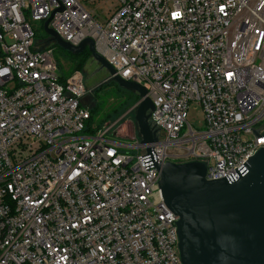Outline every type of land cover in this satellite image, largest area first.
<instances>
[{"label": "built area", "instance_id": "obj_1", "mask_svg": "<svg viewBox=\"0 0 264 264\" xmlns=\"http://www.w3.org/2000/svg\"><path fill=\"white\" fill-rule=\"evenodd\" d=\"M115 1L101 25L78 0H0V264H181L154 164L207 162V180L236 181L264 147L251 130L264 126V0ZM52 13L64 42L91 39L145 89L155 143L86 132L82 74L62 78L30 24Z\"/></svg>", "mask_w": 264, "mask_h": 264}, {"label": "water", "instance_id": "obj_2", "mask_svg": "<svg viewBox=\"0 0 264 264\" xmlns=\"http://www.w3.org/2000/svg\"><path fill=\"white\" fill-rule=\"evenodd\" d=\"M52 16L43 24L47 43L71 55L88 51L107 73V80L136 94L134 122L140 143H155L157 130L149 122L153 104L145 89L115 75L91 39L78 46L64 42L48 27ZM251 130L255 137L264 136V126ZM247 158L238 170L234 167L236 181L231 174L207 180V162L154 164L163 202L177 217L175 235L181 264H264V147Z\"/></svg>", "mask_w": 264, "mask_h": 264}, {"label": "rangeland", "instance_id": "obj_3", "mask_svg": "<svg viewBox=\"0 0 264 264\" xmlns=\"http://www.w3.org/2000/svg\"><path fill=\"white\" fill-rule=\"evenodd\" d=\"M80 4L88 10L98 24L104 25L109 13L114 8L115 0H78ZM31 27L35 34V40L43 42L48 36L43 31L44 21H31ZM54 59L58 65L59 73L68 78L74 73V67L70 61V53L59 47L54 48ZM103 70V69H102ZM91 57H89L80 72L83 76V83L89 91L82 100L83 106L87 107L91 114L88 122L90 132L97 131L99 128L108 125L110 128L107 139L122 144H134L136 141L129 138L134 134V107L138 102L136 94L127 92L118 87L111 80H107V73L102 71ZM126 101L127 106L120 111ZM92 106L94 110L91 111ZM119 111V112H118ZM118 112V113H117ZM117 113V115H115ZM115 115V116H114ZM114 116V118H112ZM201 109L192 103L188 110L187 120L194 127L202 126ZM88 132V133H90ZM140 143V138L136 135ZM123 152L136 155L140 153L139 149L123 148Z\"/></svg>", "mask_w": 264, "mask_h": 264}, {"label": "trees", "instance_id": "obj_4", "mask_svg": "<svg viewBox=\"0 0 264 264\" xmlns=\"http://www.w3.org/2000/svg\"><path fill=\"white\" fill-rule=\"evenodd\" d=\"M43 45H46V44H48L47 43V40H45V41H43V42H41ZM52 47L53 48H55L56 47V45H52ZM89 57H91L90 56V53L88 52V51H84L83 53H81V54H79V55H70V61H71V64L73 65V67H74V71H81L82 69H83V66H84V64H85V62H86V60L89 58ZM62 76V75H61ZM62 78H64L63 76H62ZM127 92H129V93H132V92H130V91H127ZM132 94H134V93H132ZM85 98V97H84ZM83 98V99H84ZM82 99V100H83ZM82 100H81V105H83V103H82ZM127 106V103H126V101L124 102V105H123V107L120 109V111H123V109L125 108ZM94 106H92V108H91V111L92 110H94ZM119 112V111H118ZM117 112V113H118ZM117 113L115 114V115H117ZM114 115V116H115ZM114 116L112 117V118H114ZM90 119H91V116H90ZM90 121V120H89ZM88 121V122H89ZM88 122H87V127H88V129H87V133L88 132H90L89 130H90V128H89V126H88ZM102 128V127H101ZM100 129V128H99ZM94 132V131H93ZM93 132H90V134L91 133H93Z\"/></svg>", "mask_w": 264, "mask_h": 264}, {"label": "flooded vegetation", "instance_id": "obj_5", "mask_svg": "<svg viewBox=\"0 0 264 264\" xmlns=\"http://www.w3.org/2000/svg\"><path fill=\"white\" fill-rule=\"evenodd\" d=\"M102 70V69H101ZM103 71V70H102ZM134 134L137 135V129H136V126L134 127ZM138 136V135H137Z\"/></svg>", "mask_w": 264, "mask_h": 264}]
</instances>
